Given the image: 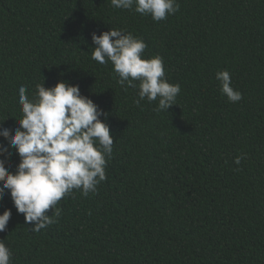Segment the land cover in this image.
I'll return each instance as SVG.
<instances>
[{
  "label": "trees",
  "instance_id": "obj_1",
  "mask_svg": "<svg viewBox=\"0 0 264 264\" xmlns=\"http://www.w3.org/2000/svg\"><path fill=\"white\" fill-rule=\"evenodd\" d=\"M177 2L157 23L111 0H0V123L20 119L21 85L31 97L36 83L64 80L108 114L114 137L98 191L73 190L39 233L6 190L0 240L12 264H264V0ZM110 28L142 37L144 58L163 57L182 89L168 111L137 106L138 88L91 59L92 33ZM224 70L238 103L220 91ZM8 162L15 171L18 155Z\"/></svg>",
  "mask_w": 264,
  "mask_h": 264
},
{
  "label": "clouds",
  "instance_id": "obj_2",
  "mask_svg": "<svg viewBox=\"0 0 264 264\" xmlns=\"http://www.w3.org/2000/svg\"><path fill=\"white\" fill-rule=\"evenodd\" d=\"M111 6L151 16L157 23L180 10L177 0H111ZM91 39L95 45L91 59L101 65L110 62L116 82L125 91L138 88L137 106L142 100H158L154 111L160 113L176 104L181 85L168 82L162 56L144 58L148 45L142 37L110 28L93 32ZM216 79L230 103L243 99L242 92L232 87L229 71L217 72ZM18 104L21 117L14 119L13 127L0 123V139L7 142L0 143V199L7 190L18 213L24 214L26 223L34 224L30 230L39 233L59 222L62 208L57 205L73 190H80L84 197L98 191L97 186L107 179L114 137L108 114L83 95L78 84L60 80L46 87L45 81L36 83L31 97L27 85H21ZM13 154L19 157L15 171L8 162ZM242 159L246 156H238L235 163L240 165ZM11 217V209L0 215V232L7 229ZM12 258V249L0 240V264H12Z\"/></svg>",
  "mask_w": 264,
  "mask_h": 264
}]
</instances>
